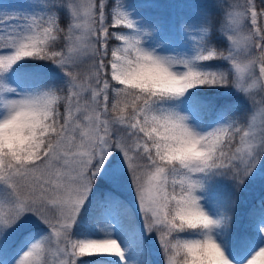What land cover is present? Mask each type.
I'll return each instance as SVG.
<instances>
[{"label": "snow or ice", "instance_id": "snow-or-ice-1", "mask_svg": "<svg viewBox=\"0 0 264 264\" xmlns=\"http://www.w3.org/2000/svg\"><path fill=\"white\" fill-rule=\"evenodd\" d=\"M22 2L0 5V264H152L147 239L164 264H264V199L238 229V196L217 217L201 203L214 177L264 179V0H209L191 60L122 35L121 0ZM126 193L142 222L127 242ZM101 217L111 231L88 234Z\"/></svg>", "mask_w": 264, "mask_h": 264}, {"label": "trees", "instance_id": "trees-1", "mask_svg": "<svg viewBox=\"0 0 264 264\" xmlns=\"http://www.w3.org/2000/svg\"><path fill=\"white\" fill-rule=\"evenodd\" d=\"M36 2H40V0H36ZM208 2L209 0H121L122 10L133 21L135 30L120 28L118 31H121L120 33L124 36H138L141 40L140 46L143 48L154 47L157 50L169 52L177 58L191 60L197 55L198 51L202 50L200 32V28L204 24L202 10L208 6ZM0 5L8 9H17L23 6V2L22 0H0ZM40 10L39 5L34 9L35 12ZM215 42L222 43V41ZM115 45L122 47L119 43H115ZM31 63L33 62H21L25 67ZM3 83L23 95L29 88L30 80L23 72L18 74L10 72L5 74ZM192 91L197 92L198 95H211L213 93L212 89H207L206 92L197 89ZM5 95L14 97V94ZM237 99L243 103L242 99ZM182 114L186 115L187 112L184 111ZM208 122L210 123L211 120L209 119ZM210 183L212 195L201 201L202 206L209 212L218 214L220 208L224 207L231 197L238 196L239 203L234 217L235 229L246 224L249 210L261 199H264V179H261L259 173L257 177H251L239 193L234 192L232 182L224 177H214ZM124 199L127 209L122 217L124 227L121 238L127 242L135 238L137 230L142 231V224L130 199L126 195ZM106 230L110 231L109 224L101 217L99 225L90 227L87 232L93 236L103 238ZM213 234L223 247L227 246L228 241L223 227L215 229ZM145 244L148 245L151 251L152 264H164L165 258L155 239H147ZM235 254L234 251L233 255ZM107 258L112 259L113 264H119L117 259ZM82 259L91 258L85 257Z\"/></svg>", "mask_w": 264, "mask_h": 264}, {"label": "rangeland", "instance_id": "rangeland-1", "mask_svg": "<svg viewBox=\"0 0 264 264\" xmlns=\"http://www.w3.org/2000/svg\"><path fill=\"white\" fill-rule=\"evenodd\" d=\"M121 32V31H120ZM114 45H115V43H114ZM113 45V46H114ZM122 45V44H121ZM115 47H118V46H116L115 45ZM146 51H150V52H153L154 54H156V55H159V56H163V57H168V56H172L169 52H164V51H160V50H157L156 48H154V47H148V48H144ZM86 59V58H85ZM83 67H86V65H82V68ZM175 70V69H174ZM109 74H110V68H109ZM257 75H258V69H257ZM14 98V97H13ZM259 116H257V123H259ZM255 177H257V175L255 176ZM129 199H130V201H131V203L133 204V206L135 207V204H134V199H133V197L131 196V194L130 193H126L125 194ZM135 210H136V208H135ZM206 210V209H205ZM207 212H209L208 210H206ZM137 212V211H136ZM213 217H217V214H215V213H212V212H209ZM138 214V213H137ZM138 217H139V215H138ZM140 219V218H139ZM141 224H142V222H141ZM110 228V227H109ZM110 231H111V228H110ZM213 236L215 237V235L213 234ZM216 238V237H215ZM217 239V238H216ZM219 243H220V241L219 240H217ZM221 246H222V244H221ZM54 247V246H53ZM223 247V246H222ZM227 255V254H226ZM109 258H113V259H116L115 257H109ZM49 259H50V261H55V254H54V252H53V254H51L50 255V257H49Z\"/></svg>", "mask_w": 264, "mask_h": 264}]
</instances>
